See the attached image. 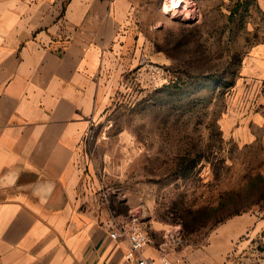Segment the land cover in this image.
Here are the masks:
<instances>
[{"label": "rangeland", "instance_id": "obj_1", "mask_svg": "<svg viewBox=\"0 0 264 264\" xmlns=\"http://www.w3.org/2000/svg\"><path fill=\"white\" fill-rule=\"evenodd\" d=\"M165 1L131 0L144 49L134 41L84 137V180L107 190L95 194L113 215L140 212L149 235L164 225L163 242L227 232L226 264H264V0Z\"/></svg>", "mask_w": 264, "mask_h": 264}, {"label": "crops", "instance_id": "obj_2", "mask_svg": "<svg viewBox=\"0 0 264 264\" xmlns=\"http://www.w3.org/2000/svg\"><path fill=\"white\" fill-rule=\"evenodd\" d=\"M131 6L0 0V264H130L128 241L110 236L112 209L83 182L92 165L84 137L129 69L134 41L144 49L130 32ZM150 229L144 254L158 260L166 227ZM231 241L225 232L179 245L169 259L226 264Z\"/></svg>", "mask_w": 264, "mask_h": 264}, {"label": "built area", "instance_id": "obj_3", "mask_svg": "<svg viewBox=\"0 0 264 264\" xmlns=\"http://www.w3.org/2000/svg\"><path fill=\"white\" fill-rule=\"evenodd\" d=\"M173 0H166L164 7L169 6ZM173 8V7H171ZM85 175H87L85 173ZM84 187L90 191L100 192L105 199H108L107 190H104L102 186L96 187L95 183H92L90 178L84 180ZM110 229V236L113 239H126L128 241V248L125 252V258L130 264H171L169 255L171 250L175 247L183 244V237L178 235H171L169 239L162 243L159 248V259L149 257L144 254V248L151 242L147 225L140 212L130 213L125 218H120L117 215H113L108 221Z\"/></svg>", "mask_w": 264, "mask_h": 264}, {"label": "bare ground", "instance_id": "obj_4", "mask_svg": "<svg viewBox=\"0 0 264 264\" xmlns=\"http://www.w3.org/2000/svg\"><path fill=\"white\" fill-rule=\"evenodd\" d=\"M184 4V0H173L171 7L173 8H180Z\"/></svg>", "mask_w": 264, "mask_h": 264}]
</instances>
